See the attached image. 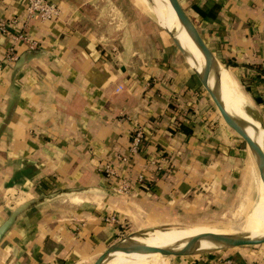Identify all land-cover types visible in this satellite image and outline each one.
Here are the masks:
<instances>
[{
  "label": "crops",
  "instance_id": "0c3cea01",
  "mask_svg": "<svg viewBox=\"0 0 264 264\" xmlns=\"http://www.w3.org/2000/svg\"><path fill=\"white\" fill-rule=\"evenodd\" d=\"M51 1L61 13L42 20L26 16L27 0H0L9 29L0 31V223L36 195L70 186L100 190L56 197L22 213L0 241V264H90L127 225L192 221L228 203L247 167L242 141L155 23L137 7L120 11L127 21L115 31L118 51L110 56L99 26L101 0ZM179 1L264 121V0ZM18 32L25 38L14 40ZM9 47L16 58L37 51L14 70ZM138 125L141 152L117 163ZM155 154L166 157L162 171L149 163ZM105 162L126 174L128 191H118V178L103 176ZM224 258L264 264V243L173 264Z\"/></svg>",
  "mask_w": 264,
  "mask_h": 264
},
{
  "label": "water",
  "instance_id": "95a60500",
  "mask_svg": "<svg viewBox=\"0 0 264 264\" xmlns=\"http://www.w3.org/2000/svg\"><path fill=\"white\" fill-rule=\"evenodd\" d=\"M150 1L153 5L154 2L152 0ZM168 1L174 10L180 22V25L185 28L192 41L200 49L203 55V63L197 66L191 65L190 68L200 81L202 87L207 91L210 99L217 108L225 124L245 141L247 147L252 153L255 164L259 171V175L264 181V146L258 142L254 132H252L251 134L248 131L250 122L226 107L217 88L219 69L221 65L220 61L204 41L196 24L183 8L180 1ZM155 14L158 24L167 31L173 43L177 46L184 58L193 59L192 51L184 44H182V42L178 38V33H176V31L174 30L163 27L159 22V16L156 11ZM36 51L37 50L33 49L23 51L16 58L13 69L16 70L17 68L21 67L26 60V56ZM261 125L264 128V121H261ZM92 189H96L97 191L100 190V188L95 186L61 187L40 195L30 197L20 202L15 207H13L6 218L3 219V221L0 223V241L8 231V229L11 227V225L25 211L42 205L46 201L54 199L56 197L68 196L76 193H89L88 191ZM149 228L151 227L129 231L114 239L92 259L90 264H103L105 261L119 252L159 251L162 255L166 256H199L212 252L228 251L236 249L238 247L257 246L264 243V233L260 235H251L248 233H233L193 236L187 239L186 242L182 245L176 246L151 245L135 238L136 235H142ZM202 237H205V240L203 242L199 241V239Z\"/></svg>",
  "mask_w": 264,
  "mask_h": 264
},
{
  "label": "bare ground",
  "instance_id": "6f19581e",
  "mask_svg": "<svg viewBox=\"0 0 264 264\" xmlns=\"http://www.w3.org/2000/svg\"><path fill=\"white\" fill-rule=\"evenodd\" d=\"M150 1V0H149ZM154 4L151 6L152 12L158 14L160 24L178 33V38L193 54V59L186 58L189 66L201 65L203 63V55L200 49L192 41L185 28L180 25V22L171 7L168 0H152ZM151 3V1H150ZM151 5V4H150ZM156 15V14H155ZM165 30V29H164ZM217 88L220 92L222 100L226 107L236 114L244 117L250 122L249 132L255 133V136L260 144L264 146V128L261 125V120L255 112L248 99V93L231 80L229 70L220 65ZM260 177V175H259ZM258 179V178H257ZM259 181V198L256 205L243 219L232 227L230 230L226 228H214L194 226L187 224H163L149 226L142 235H136L135 238L151 245L158 246H176L182 245L187 239L193 236H207L210 234H233V233H248L251 235H260L264 233V181L260 177ZM241 220V219H240ZM147 228V227H146ZM205 237L200 238L203 242ZM165 255L159 251L153 252H119L105 261L103 264H163Z\"/></svg>",
  "mask_w": 264,
  "mask_h": 264
},
{
  "label": "rangeland",
  "instance_id": "374dc122",
  "mask_svg": "<svg viewBox=\"0 0 264 264\" xmlns=\"http://www.w3.org/2000/svg\"><path fill=\"white\" fill-rule=\"evenodd\" d=\"M101 1H102L101 8L97 7L98 10H100L101 12V18H102V20H100L99 22V26L104 31L102 35V42L104 43L105 46L108 47L110 56H114L115 53H117L118 51V44L116 43L117 38L114 36L115 31L120 30V27L126 24L127 21L126 19L122 20L123 16L120 13V11L124 13L128 12L129 14L130 11L132 10V7L135 8L137 7L140 12L144 13L146 17L150 18L155 23L156 28L159 29L161 33H163V35L167 38V40L170 41L171 45L175 48V50H177V52L181 55L182 62L185 63L186 67L190 68L184 56L181 54L177 46L173 43L168 33L166 34L163 31V28L158 24L156 15L153 12H150V9L152 8L148 6L150 5L148 0H142L145 1L146 6H148L147 7L148 10H146L144 6L137 4L135 0H101ZM146 1L148 2V4ZM190 70L192 69L190 68ZM203 90L210 99L207 91L204 88ZM210 101L212 100L210 99ZM211 103H212V108L215 110L216 114L219 116L221 121L225 123L222 117L220 116L217 108L213 104V102ZM235 135L242 141L241 143L245 149L244 153L246 156L247 167L245 172H243L242 181L240 180L238 187L236 191L233 193L234 195L230 197L229 202L226 204L224 203L221 207H218L215 211L213 210V213L204 216L200 219H196L192 221L191 220L183 221V222H165L166 224H187V225L214 227L221 229L226 228V230H230L232 227L237 226V224H239L242 221V219L250 211H252L259 198L258 196L259 194L258 180H260L259 171L255 164L252 153L247 147L245 141L237 133H235ZM72 199L76 200V203H82V201H84L80 198H72ZM125 228L127 229L126 230L127 232L139 229L133 226L130 227V225H127ZM170 245L171 244L165 246H170ZM249 247H253V246H249ZM179 257L182 258V257H190V256H169L168 264H173L174 261L179 259Z\"/></svg>",
  "mask_w": 264,
  "mask_h": 264
},
{
  "label": "built area",
  "instance_id": "2783aa9c",
  "mask_svg": "<svg viewBox=\"0 0 264 264\" xmlns=\"http://www.w3.org/2000/svg\"><path fill=\"white\" fill-rule=\"evenodd\" d=\"M26 16L31 17L33 15L38 16L42 20L51 19L57 17L61 13L60 5L51 0H27L26 2ZM0 31L1 32H9L7 28L6 22L0 19ZM13 35V34H12ZM25 38V35L22 32H18L13 35L14 40H20ZM14 48L9 47L7 57L10 60H14L16 58V54H14ZM144 145V132L140 125L134 127L131 131L130 140L128 144V150L126 153L117 154L115 159L117 163L127 164L134 157V155L141 152ZM166 157L163 155L155 154L152 157H149V163H152L156 166L157 171H162L165 167ZM100 171L103 176L108 179L109 182L111 179L118 178V191H128L130 188V184L126 174H119L116 170L115 164L112 162H105L100 165ZM144 178L143 172L138 173L137 179L138 181H142ZM107 219L114 220L115 217L111 215ZM221 264H234L232 259L224 258L220 262Z\"/></svg>",
  "mask_w": 264,
  "mask_h": 264
}]
</instances>
